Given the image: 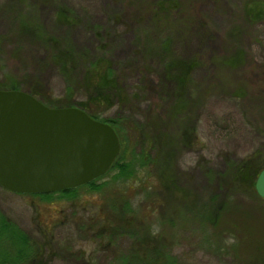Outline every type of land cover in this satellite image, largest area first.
<instances>
[{"label":"rangeland","instance_id":"1","mask_svg":"<svg viewBox=\"0 0 264 264\" xmlns=\"http://www.w3.org/2000/svg\"><path fill=\"white\" fill-rule=\"evenodd\" d=\"M157 1L176 6L158 20ZM243 1L0 0V84L19 82L43 99L66 101V81L51 59L52 49L32 29L20 27L27 17L68 37L92 60L108 55L132 93L126 103L101 111V117L124 124L119 159L130 161V178H119L111 167L95 179L101 189L80 186L76 199L0 185L2 214L39 243L29 264H116L131 241L127 234L111 238L113 228L125 227L121 214L136 215L137 230L148 226L160 238L168 264H262L256 258L264 259V199L253 185H234L228 177L231 165L264 148V21L249 22ZM63 4L73 10L74 22L57 19ZM234 27L241 28L235 37ZM163 38L170 41L165 56L196 62L182 92L191 105L181 114L173 112L176 83L158 62ZM238 52L234 64L220 61ZM77 62L80 81L84 67ZM75 88L68 99H86ZM165 158L175 179L168 193L161 167L153 163ZM177 188L183 199L172 194ZM116 201L121 205L113 208ZM18 244L14 234L2 249Z\"/></svg>","mask_w":264,"mask_h":264},{"label":"trees","instance_id":"2","mask_svg":"<svg viewBox=\"0 0 264 264\" xmlns=\"http://www.w3.org/2000/svg\"><path fill=\"white\" fill-rule=\"evenodd\" d=\"M175 6V1H157L155 3L153 13L157 15L156 18L158 20H161V18H164L166 14H170L169 11H171V9ZM243 11L245 18L249 22H263L264 0H244ZM56 16L59 21L66 23H72L76 19V17L73 15V10L64 4L59 7ZM20 27L22 29H32V31L41 37L46 45L52 49L51 59L58 67H60L62 73L64 74L63 77L66 81V94H68V96L65 98L66 101L64 102H59L58 99H51L50 97H48V99H43V97H40L39 94H37L33 89L27 90V88L21 86L19 82H11L9 84L7 82L4 84L2 83L0 84V89L26 90L50 107H79L85 110L93 118L112 125L120 136V132L124 128L122 126L124 125L122 124L123 122L114 118L101 117L103 114H105L103 112L101 113V111H108L114 108L117 104L126 103L132 93H130L123 86V74L115 67V64L113 61H111V58L108 55L103 54L92 60L90 58L89 51H77L78 49L73 44V41H71L68 37L55 35L48 32L36 18L24 17L21 20ZM231 32L233 33V37H235L240 34L241 28L234 27ZM169 42V39L163 38L158 43L157 48L162 52V54L164 52L166 54L169 52ZM239 55H241V52H238L237 54L226 59L222 58L220 61L227 62L228 64H234L237 60H239ZM77 61H82L84 67L80 79L81 82L78 79L80 78L79 75L77 76L74 73L76 70L75 63H78ZM158 62L161 64L167 75L176 83L174 92L176 101L174 102L175 109L173 112L176 114H181L186 108H188L189 105H191L190 101H187L183 98L182 92L188 82L187 78L189 72L196 62L189 61L180 63V59H173L170 56H165L164 54L161 58V61ZM78 82H80L79 88L77 86ZM75 86L78 88V90H82L83 93L86 94V99L80 101L68 99H71V96L77 92L75 90ZM239 94V92L235 93L236 97L239 96ZM128 122L126 121L125 123L127 124ZM133 125L136 127L137 131H139V134L142 135L143 132L142 130H139V126L136 123ZM120 139V143L124 149V140L121 137ZM256 153L257 151L253 155L251 154L247 158H244L239 163L230 166L231 170L228 173V177L234 185L243 184L247 187H250L251 185L255 187L256 179L260 172L264 169V148L260 149L259 154ZM166 156H169V154ZM153 163L156 164L158 168L159 166L161 167L158 169L160 178L162 180L161 184L165 189L164 191L168 193L166 187H168L170 183L175 185V179L173 177L170 160L168 159L167 161L165 158L161 159V164L159 162L155 163L154 161ZM142 164L145 163L143 162ZM114 167L118 169L117 173L119 178L128 179L134 175V169L130 164V161H121V159H119V155L113 163L112 169ZM96 180H93L83 186H87L91 190L101 189V184L98 185ZM174 185L171 189H174ZM80 188L81 187H76L56 192L36 193L31 195H39L50 198L52 196L58 195L62 197V199H76L79 196ZM178 190L180 189L177 188V191L173 190L172 194H178L179 196L175 197L178 199H183L182 197H184V193L182 190L179 192ZM118 204H120V202L116 201V204L113 202V208L118 206ZM125 205L128 206V203L125 202ZM219 212L220 211L218 209L212 214L217 216ZM8 218V216L2 214L0 209V264H29L39 253V243L35 241V239L33 240V238L29 237L28 234H26L17 223L11 221ZM119 219H122L125 227L120 229L122 232H119V227L113 228L114 232H112L111 238L115 240L116 236H123L124 234H127L126 236H129L131 241L129 239V247L122 251V253L116 258V264H168L166 262L167 258L165 250L160 243V238L152 236L151 229L148 226H144L140 229V231L139 229L137 230L135 227V221H140L137 219L136 215L126 218L123 216V214H121ZM214 220V217L211 218V221ZM14 234L18 236V246H15L9 250L2 249V242L7 240L13 241ZM259 258L260 257L256 259L261 260V263L264 264V259ZM256 259L255 262L257 263Z\"/></svg>","mask_w":264,"mask_h":264},{"label":"water","instance_id":"3","mask_svg":"<svg viewBox=\"0 0 264 264\" xmlns=\"http://www.w3.org/2000/svg\"><path fill=\"white\" fill-rule=\"evenodd\" d=\"M114 127L76 107H50L20 89H0V185L17 193L83 186L120 154ZM256 190L264 199V169Z\"/></svg>","mask_w":264,"mask_h":264}]
</instances>
